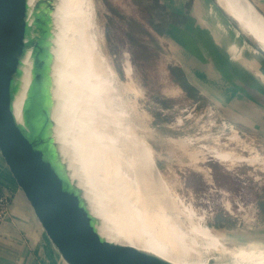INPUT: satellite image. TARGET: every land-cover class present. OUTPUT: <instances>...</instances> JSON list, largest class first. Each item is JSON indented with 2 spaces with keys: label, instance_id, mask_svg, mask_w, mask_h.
I'll return each mask as SVG.
<instances>
[{
  "label": "rangeland",
  "instance_id": "rangeland-1",
  "mask_svg": "<svg viewBox=\"0 0 264 264\" xmlns=\"http://www.w3.org/2000/svg\"><path fill=\"white\" fill-rule=\"evenodd\" d=\"M165 1L88 0L94 38L85 30L81 33L86 43L87 70H82L81 75L73 71L69 79L70 71L66 85L72 82L77 88L67 99L71 102L81 97L83 105L94 98L91 89L99 88L102 82L113 83L116 96L122 100L135 97L141 112L138 135L151 148L150 164L155 173L206 217L203 239L207 264L264 263L259 260L264 255V171L257 172L243 163L231 167L229 163L202 157L196 165H190V158L167 140L194 135L211 118L218 122L217 126L225 120L243 134L253 135L264 149V48L247 25L217 0V10L241 29L240 36L256 51L255 70L230 75L218 72L211 66V58L201 52L202 42L207 41L200 37L203 31L195 29L194 24L178 23L179 16ZM196 2L190 0L188 4L191 7ZM157 3L164 13H157ZM169 20L175 23H168ZM213 23L217 30L223 29L219 19ZM204 32L212 50L221 48L228 40H217L207 29ZM91 40L97 45L96 53ZM232 44L237 53L246 49L236 48V41ZM126 57L131 61V75L125 69ZM226 79L227 84L222 82ZM122 86L129 88L124 92ZM226 94L229 97H224ZM210 132L223 138L230 134L222 127H214ZM207 143L221 152L236 150L233 146ZM202 144L195 143L191 150L200 149ZM8 169L13 175L9 166ZM3 174L0 179H8L9 175ZM77 185L82 195H88V190L84 191L86 185L81 186L79 181ZM89 195L87 199L91 198ZM146 244L155 247L151 242ZM184 255L190 257L192 253L186 251Z\"/></svg>",
  "mask_w": 264,
  "mask_h": 264
},
{
  "label": "bare ground",
  "instance_id": "bare-ground-1",
  "mask_svg": "<svg viewBox=\"0 0 264 264\" xmlns=\"http://www.w3.org/2000/svg\"><path fill=\"white\" fill-rule=\"evenodd\" d=\"M218 1L247 25L264 48V19L255 8L246 0ZM40 2L44 7L40 25L43 66L38 107L46 156L49 157L54 144L65 165L67 183L73 173L72 185L78 181L81 186L86 185L84 191L91 194L89 200L93 204L87 206L84 201L81 204L105 228L174 262L207 264L203 239L206 217L155 173L150 164L151 148L138 135L142 125L136 98L122 100L116 96L113 83L103 85L102 82L99 88L91 89L94 98L83 105L81 97L71 102L67 99L77 88L72 82L66 85L70 71L69 79L73 71L81 75L82 70H87L86 43L81 33L85 30L94 38L88 0ZM33 3L34 0H14L4 32L11 101L17 120H20L24 93L25 29ZM243 5L248 8L245 10ZM91 43L92 48L97 47L95 41ZM124 63L127 74L131 75V61L126 57ZM110 76L112 80L113 75ZM127 88L121 87L124 92ZM216 123L210 118L196 134L167 140L190 158V165H196L200 157L202 160L213 158L231 167L243 163L262 173L264 149L256 138L243 134L225 120L220 121V126ZM214 127L228 130L229 137H214L210 132ZM210 141L236 150L221 152L210 147L207 143ZM195 143L207 144L193 151L191 146ZM67 196L76 199L69 193ZM186 251L192 256H185ZM259 260L263 262L264 255Z\"/></svg>",
  "mask_w": 264,
  "mask_h": 264
},
{
  "label": "water",
  "instance_id": "water-1",
  "mask_svg": "<svg viewBox=\"0 0 264 264\" xmlns=\"http://www.w3.org/2000/svg\"><path fill=\"white\" fill-rule=\"evenodd\" d=\"M13 2L0 0V150L52 238L70 264H181L105 228L81 204L84 201L92 206L77 182L70 183L73 173L67 177V183L65 165L54 144L49 157L46 156L38 107L43 66L40 25L44 13L40 0H34L25 29L24 93L17 120L11 101L4 34ZM68 193L76 199L69 198Z\"/></svg>",
  "mask_w": 264,
  "mask_h": 264
},
{
  "label": "crops",
  "instance_id": "crops-1",
  "mask_svg": "<svg viewBox=\"0 0 264 264\" xmlns=\"http://www.w3.org/2000/svg\"><path fill=\"white\" fill-rule=\"evenodd\" d=\"M166 1L169 4L171 3L170 8L173 10V13L179 16L178 23L186 26L194 24L195 29L203 32L207 29L217 40L228 39L224 46L221 45V48L212 50L208 44V34L205 32L204 34L203 32L200 33L201 39L207 40L206 42H202L201 52L207 59L211 58V66L216 67L218 72L230 75L229 73L251 72L255 70L254 57L256 56V51L251 49L250 45L245 42L246 39L240 36L241 29L237 28L233 24V21H230L221 11L217 10L218 6L216 3H219L217 0H197L191 7L188 4L190 0ZM248 2L264 18V0H249ZM239 4L241 5V2ZM243 7L245 10L248 8L246 5H243ZM215 19H219V22L222 21V30L216 29L213 23ZM168 23L175 22L174 20H169ZM184 32L187 33L188 31L185 29ZM218 32H222V35H217ZM224 33H228L229 36H225ZM234 41L238 43L236 48L245 46L246 49H242L241 54L234 51V45L232 44ZM235 54L238 55L235 56ZM222 82L227 84L229 81L226 79L222 80ZM234 82L236 81L233 80L231 82L232 86L235 84ZM250 86L253 87L252 85ZM229 87L231 88V85ZM226 92L229 93L230 91ZM224 97L229 96L226 94ZM229 99L227 98L226 100ZM231 99L234 100V97L232 96ZM2 173H7L9 177L8 179H0V186L12 195L13 200L11 202L9 218L0 224V264H70L62 249L52 238L50 231L41 219L26 191L18 183L17 179H13V175L10 173L8 165L0 152L1 176Z\"/></svg>",
  "mask_w": 264,
  "mask_h": 264
},
{
  "label": "built area",
  "instance_id": "built-area-1",
  "mask_svg": "<svg viewBox=\"0 0 264 264\" xmlns=\"http://www.w3.org/2000/svg\"><path fill=\"white\" fill-rule=\"evenodd\" d=\"M12 200V195L0 186V224L9 218Z\"/></svg>",
  "mask_w": 264,
  "mask_h": 264
},
{
  "label": "trees",
  "instance_id": "trees-1",
  "mask_svg": "<svg viewBox=\"0 0 264 264\" xmlns=\"http://www.w3.org/2000/svg\"><path fill=\"white\" fill-rule=\"evenodd\" d=\"M157 2V1H156ZM152 6H154V4L152 5ZM155 8H157V13H164L163 11H164V9H163V7H161V5L159 4V3H157L156 5H155Z\"/></svg>",
  "mask_w": 264,
  "mask_h": 264
}]
</instances>
